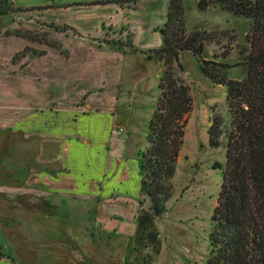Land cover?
<instances>
[{
    "label": "rangeland",
    "instance_id": "obj_1",
    "mask_svg": "<svg viewBox=\"0 0 264 264\" xmlns=\"http://www.w3.org/2000/svg\"><path fill=\"white\" fill-rule=\"evenodd\" d=\"M9 1L16 7L37 8L0 15V185L7 180L8 188L21 189L23 193H8L7 187H0V209L8 213L7 223H31V228L21 231L25 245L22 250L17 249L14 256L17 264H48L52 261L44 263L41 259L48 258L53 251L44 242L56 238L58 242L66 240L69 231L46 235L32 228L34 209L38 208L33 202V179L42 174L50 189L54 177L66 184L68 177L79 179L83 175L93 179L92 185L98 188L104 182L102 176L109 160L121 159L126 166L124 171L126 168L131 175L128 191H135L136 160L145 146L148 121L155 109L158 83L165 67L161 61L147 60L139 52H131L128 45L138 51L161 45L157 29L166 21L170 0H137L126 6L93 4L98 0ZM182 5L186 32H204L205 57L212 59L217 55L216 61L234 65L227 76L241 79L246 67L239 64L238 58L241 47L246 45L250 20L217 6L201 10L197 0H183ZM57 26L67 28L54 29ZM222 54L225 59L220 58ZM179 62L182 69L174 66L172 70L178 81L188 86L192 108L186 116L184 142L173 179L174 193L166 205V213L157 222L161 252L156 264H205L211 215L222 178V169L217 165L224 164L227 140L223 134L221 145L211 148L207 131L213 116L219 117L225 128L230 116L225 87L205 78L197 58L191 53L181 52ZM39 121L42 129L38 133ZM67 127H73V135L68 138L71 137L74 147H69L68 152H65L66 147H59L57 152L56 143L66 137L55 131H66ZM38 140L43 147L53 145L54 148L52 153L47 149L42 154L40 169L39 162H28L27 152L23 157V150H17L18 146H33ZM56 153L66 161L58 165ZM99 156L104 157L100 170L102 179L99 171L89 167L97 163ZM64 167L66 170L60 171ZM22 175L29 180L18 181ZM118 175L122 181L126 179L124 173L114 174L112 182L106 184L108 189L126 185L122 183L119 187V182H113ZM137 200V196L119 198L112 194L95 202L99 212L91 210V236L101 235L105 229L98 243L104 239L108 245L120 246L121 252L90 251V257H94L92 264L128 263L130 252L127 255L124 243L114 240L118 233H108L106 226L109 219L122 224H127L132 216L136 219ZM45 201L42 199L41 203L42 223L49 224L45 217L51 210ZM71 213L57 212L52 222L57 225L83 223L75 232L80 240L82 236L85 239L86 215ZM2 242L5 243L0 233V244Z\"/></svg>",
    "mask_w": 264,
    "mask_h": 264
},
{
    "label": "trees",
    "instance_id": "obj_2",
    "mask_svg": "<svg viewBox=\"0 0 264 264\" xmlns=\"http://www.w3.org/2000/svg\"><path fill=\"white\" fill-rule=\"evenodd\" d=\"M137 0H98L93 4L126 6ZM183 0H170L166 21L157 30L161 45L138 51L147 60L163 62L165 70L159 80V96L148 121L146 146L140 154V186L135 230L127 264H156L161 252L157 222L167 211L174 193L173 179L183 146L186 116L192 108L187 85L174 76L173 67L182 69L179 54L187 51L197 58L205 78L225 87V102L230 121L228 127L217 116L208 128L209 146L221 145L225 134V161L211 215L208 253L205 264H264V0H197L201 10L217 6L235 16L250 20L246 45L239 52V64L246 67L241 79L228 78L234 66L213 55L205 57L204 32L187 33L183 18ZM37 7H16L0 0V15L27 12ZM67 27H54L61 30ZM23 38L35 41L28 35ZM220 58L225 59L222 54ZM11 264L17 262L0 253Z\"/></svg>",
    "mask_w": 264,
    "mask_h": 264
},
{
    "label": "crops",
    "instance_id": "obj_3",
    "mask_svg": "<svg viewBox=\"0 0 264 264\" xmlns=\"http://www.w3.org/2000/svg\"><path fill=\"white\" fill-rule=\"evenodd\" d=\"M40 121H39V131L38 133L41 131V126H40ZM100 128H104V124H102V126ZM35 133H37V130L34 128ZM133 131V130H132ZM57 134L60 135H64L66 137L65 140H63L62 142H57L56 143V150L57 152H59V147H66V151L68 152L69 147L73 148L74 147V143L73 140L71 139V137L68 138V136H72L73 135V127H71V129H68V127L66 128V131L58 129L57 131H55ZM69 134V135H68ZM147 135V134H146ZM131 140H129L128 142H131ZM127 142V143H128ZM122 143V142H121ZM123 144H126L123 143ZM121 145V144H120ZM51 146V145H50ZM145 146H146V140H145ZM144 146V148H145ZM122 147V146H121ZM143 148V149H144ZM48 151H50L52 153V151H54L53 145L52 148H46L42 146V143L40 140L34 142L33 146L31 145H24V146H18L17 150L18 151H22L23 153L22 156L24 157L26 152L28 155V158L30 159L28 162L30 163L33 160V164H35V162H39L40 163V167L41 163H42V154L46 153ZM29 150L32 151V153L29 152ZM137 150V149H136ZM136 155V154H135ZM96 156V155H95ZM137 156V155H136ZM97 163H95V165H91L89 166L90 169L95 170V171H99V178L100 177V170H101V161L104 159L103 156H99L97 157ZM103 158V159H102ZM110 159V158H109ZM56 160L58 161L57 164L60 165L62 163V161H66V158H64L61 154L56 153ZM122 160L121 159H115V160H109L108 166H107V171L104 172L103 174V178H104V182L103 184H101V186H98V188H96V186H93V179H87L86 177H80L79 179H73L71 177L69 179V182L66 184L61 183V179L54 177L53 178V182H51V186L50 189L47 187L46 185V179H44L42 177V174H38V176L35 175V178L33 179V187L32 190L35 192V196L33 197L34 199V203H37L38 208L34 209V213H33V229L38 231V234H40L41 231L45 232L46 235L50 234L52 235L53 233L59 231V230H65V232L67 233V231H69V233H67L68 238L66 240H62L59 241L56 239H50L49 241L44 242V245L48 246L53 253L48 255V258L45 256L44 259L42 258L41 261H43L44 263L49 262L50 260L52 261L51 263L48 264H92L93 262V258L94 257H90L91 252L90 251H97L100 254H107V250L108 253H116L117 252H121V248L120 246L117 245H108L107 242L104 241V239H102V243H98L100 242V237L101 235H103V231H105V229H102V234L97 236H91L90 233V213L91 210L94 212L98 211L99 206L95 205V202L97 200H101V199H105L107 197L112 196V194H117V196L122 197L123 195H129V196H134V197H138L139 195V186H140V175H139V169H138V161L136 160V165H135V174H134V178L136 179L137 182V186L135 191H128V189L130 188L131 182V175L128 174V172H126V168L124 171V167H126L125 165L122 164ZM28 163V164H29ZM47 165V164H44ZM51 168V167H50ZM65 168V167H64ZM66 170L62 169L60 171ZM121 174L124 173L126 175V179H123L122 181V177L121 175H118V178H114L113 182L117 181L119 182V187L122 185V183L126 184L123 187H111L108 189V187H106V184L108 181L112 182V179L114 177V174ZM25 175H22V179L18 180V181H23V182H27L29 180V178H25ZM66 178V179H68ZM102 179V178H101ZM101 182V181H100ZM135 182V183H136ZM10 183V182H9ZM121 183V184H120ZM0 187H7V192H19L22 193L21 189H10L9 184L7 182V180L4 181L3 184L0 185ZM69 187V188H67ZM75 190H73L74 188ZM129 187V188H128ZM97 190H96V189ZM42 189H44L42 191ZM132 190V189H131ZM47 194L44 195L43 194ZM23 194V193H22ZM100 197V198H98ZM42 199H45L49 206H50V212H49V216L45 217L46 221H50L49 224L47 223H42V216L43 213L41 211V203H42ZM126 199V198H125ZM97 201V202H99ZM105 201V200H104ZM137 202V201H136ZM134 202V203H136ZM4 207V206H3ZM137 209H138V202H137ZM67 211H71L73 213H75V215L77 214H81L82 217L83 215H86L88 222L85 224V228H86V233L87 236L84 239V237L82 236V239L80 240L78 237V234L75 232V228H78L79 225L82 227L83 223L80 224L78 222L73 224H69V225H65V224H61V225H57V222L53 223L52 221L55 219V216L57 214V212L62 213V214H67ZM74 211V212H73ZM105 212V209L103 208L102 213ZM123 212V211H122ZM136 213V212H135ZM6 214L8 216V213L4 211V208L0 209V233L2 235V239H4L5 243H1L0 244V253L4 254V255H9L11 256L16 262L17 260L15 259L16 255H17V249L20 248V250H22L24 248V243H25V236L21 234V231H25L27 230V228H31V223L28 224L27 222H23V223H19L16 221H12L11 223H7L6 222ZM65 214V215H66ZM134 217L132 216L130 221H128L127 224H122L121 221H111L110 219L109 221V225L106 226L108 233L110 231H115L116 233H118L119 236H117V239H114L116 241H118L117 243H124L125 250L127 251V255L130 252V247H131V238L132 235L134 233V225H133V219ZM57 221V220H55ZM65 226V228H64ZM74 228V229H72ZM73 230V231H71ZM124 230H128L127 232H124ZM125 234V235H124ZM124 237V238H123ZM124 239V240H121ZM97 242V243H96ZM108 242L110 243L109 239ZM116 243V244H117ZM111 244V243H110ZM88 246L90 247V249H88ZM15 256V257H14ZM43 255L40 254V257H42ZM34 264H41L38 262H33ZM0 264H11L10 261L7 258H0Z\"/></svg>",
    "mask_w": 264,
    "mask_h": 264
}]
</instances>
